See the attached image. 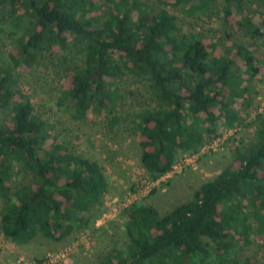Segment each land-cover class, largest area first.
<instances>
[{
    "label": "trees",
    "instance_id": "trees-1",
    "mask_svg": "<svg viewBox=\"0 0 264 264\" xmlns=\"http://www.w3.org/2000/svg\"><path fill=\"white\" fill-rule=\"evenodd\" d=\"M244 2L224 0L223 23L231 31L240 26L251 39L263 37L250 8L243 21L234 20L231 6L241 10ZM216 3L0 0V27L14 29V48L0 64V230L5 238L58 241L75 224L91 222L87 214L108 191L97 161L61 143L46 145V123L18 87L16 71L47 52L64 65L61 95L73 102V118L92 113L106 118L111 128L123 100L117 79L126 74L144 79L147 104L132 113L131 126L145 177L155 182L172 171L180 153H198L208 134H216L217 120L228 128L241 122L235 104L261 69L257 59L264 54L256 44L232 40L222 49L221 40L212 43L181 32L167 9L188 4L191 12H211ZM256 118L253 142L236 150L231 162L188 199L164 214L130 203L123 210L128 244L96 264H256L244 253L256 237L264 240V114Z\"/></svg>",
    "mask_w": 264,
    "mask_h": 264
},
{
    "label": "rangeland",
    "instance_id": "rangeland-1",
    "mask_svg": "<svg viewBox=\"0 0 264 264\" xmlns=\"http://www.w3.org/2000/svg\"><path fill=\"white\" fill-rule=\"evenodd\" d=\"M244 1L241 10L231 6L234 20L243 21L250 8L252 22L264 32V0ZM223 5L224 0H217L211 12H191L188 4L170 5L167 9L176 16L181 32L212 43L221 40L222 49L229 47L232 40L256 44L258 52L264 54V35L251 39L238 25L235 29L239 31L228 29L221 19ZM13 33L14 29L6 24L0 27V64L9 60V52L14 48ZM226 34L231 37L226 38ZM44 53L39 62L16 71L17 85L29 95L35 112L46 123V145L61 143L68 150L97 161L107 178L108 191L87 214L91 215V222L75 224L58 241L38 236L28 243H15L0 230V264H39L35 262L39 258L45 259L40 264H96L106 254L124 250L128 236L123 210L130 203L150 205L164 214L185 201L202 182L227 166L236 150L246 149L253 142L259 122L256 115L264 114V58H258L261 69L246 82V92L235 104L241 122L228 128L217 120L212 126L216 134H208V142L198 153H180L171 172L148 183L140 163L137 133L131 126L132 113L147 104V82L129 74L117 79L123 100L116 109L119 121L112 128L106 118L92 113L78 120L72 116L73 102L61 95L59 72L63 63L58 64L55 57ZM256 238V243L244 253L253 255L256 264H264V240Z\"/></svg>",
    "mask_w": 264,
    "mask_h": 264
},
{
    "label": "built area",
    "instance_id": "built-area-1",
    "mask_svg": "<svg viewBox=\"0 0 264 264\" xmlns=\"http://www.w3.org/2000/svg\"><path fill=\"white\" fill-rule=\"evenodd\" d=\"M201 149H202V148H200V150H201ZM200 150H199V151H200ZM192 155H194V154H192ZM174 166H175V165H174ZM170 172H171V171H170ZM167 174H168V173H167ZM164 176H165V175H164ZM162 177H163V176H162ZM157 181H158V180H157ZM157 181H155V182H157ZM155 182H150V181H149L148 183H155ZM39 264H40V263H39Z\"/></svg>",
    "mask_w": 264,
    "mask_h": 264
}]
</instances>
